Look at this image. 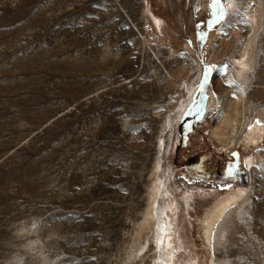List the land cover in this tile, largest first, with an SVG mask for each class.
<instances>
[{
  "label": "rangeland",
  "instance_id": "374dc122",
  "mask_svg": "<svg viewBox=\"0 0 264 264\" xmlns=\"http://www.w3.org/2000/svg\"><path fill=\"white\" fill-rule=\"evenodd\" d=\"M237 1L209 28L211 0H0V264H163L159 180L185 264H264V135L213 136L246 45L264 128V0Z\"/></svg>",
  "mask_w": 264,
  "mask_h": 264
},
{
  "label": "bare ground",
  "instance_id": "6f19581e",
  "mask_svg": "<svg viewBox=\"0 0 264 264\" xmlns=\"http://www.w3.org/2000/svg\"><path fill=\"white\" fill-rule=\"evenodd\" d=\"M226 2L228 3L229 10H231V11L234 8V6L236 4H238L237 0H226ZM253 27L254 28L252 30L253 31L256 30V33H257V28H255L256 26L253 25ZM253 33H251V34H253ZM256 33H254V34H256ZM249 39H250L249 42L254 40L250 37H249ZM248 46L246 45L245 47L247 48ZM253 46H254V42H253ZM245 47H243V48H245ZM246 48L244 50L242 48L240 50L238 49L237 52L245 51V50H246V52L240 53V59L235 58L236 63L238 65L237 67L241 68V70L238 71L237 73L232 72L233 78L237 79L236 81L240 85V90L238 91L237 98L234 99L233 102L227 104V108H225L224 115H223L221 121H219V124L217 125V127H215L213 129V136H215L217 138V140H219L223 146L228 147V148L234 147V145L238 141V136L241 134L243 129L249 130L248 134L250 135V137L253 141H257L259 138H261L264 135L263 126H261L258 123H255L256 121L251 120V116H247V114H246V110H249V109H246V108H249V105H248L249 102H248L247 96H246V89H247V87H249L250 82L249 81H242L240 79L244 75H246L248 65L251 64V63H249V60L246 59L247 57L250 56L249 49L248 48L246 49ZM249 79H251V78H249ZM213 102H214V95L212 94L211 99H210V104H212ZM255 111H257V108ZM252 112H253V116H254L255 112L254 111H252ZM256 114H258V113H256ZM262 117H264L263 114H262ZM253 119H255V117ZM165 185H166V183L164 182V180H162V181L159 180L153 186L152 197L154 198V201L158 200L157 201L158 205H157L156 209L153 206L151 207V210L149 211V213L147 214V216L145 218L146 223L142 227L140 226V229L142 230L145 225L147 226V223L150 225L152 223V218L158 219L159 225L157 228L158 230L157 229L156 230L158 233V240H159L160 247H161L160 250H161V252L163 254V258H164V260L162 259L164 261V263L163 262L162 263L163 264H185V260H184V256H183L184 253L182 254L181 250L178 249L179 248L178 245H176V241L178 239L177 235H176L177 231H175V232L173 231L174 225L177 224V222L172 221V219L168 215V213H169L168 211H170V209H171L170 207L173 203H167L168 204L167 206H165L166 203H163V205L165 207L161 204V202L159 203V197H162V199H163L164 196L171 195L169 193V190L166 189ZM232 188L233 187H230V189H232ZM246 190H247V188H245V189L238 188V191L236 193H234L231 196H228L226 198L221 199L215 205V207L212 209L209 217L206 220V226L208 227L209 230L214 225L216 226V224L220 220V218L223 219L224 216L226 215L225 213L226 212L228 213V211H230V209H232L236 203L242 204V203H238V201H239V198L242 197V195H244ZM158 195H159V197H158ZM171 197H172V195H171ZM173 202L175 203L174 200H173ZM239 202H241V201H239ZM228 217H229V214L227 215V218ZM212 231H213V228H212ZM209 234H210V232L208 233V235Z\"/></svg>",
  "mask_w": 264,
  "mask_h": 264
},
{
  "label": "snow or ice",
  "instance_id": "6c2138e0",
  "mask_svg": "<svg viewBox=\"0 0 264 264\" xmlns=\"http://www.w3.org/2000/svg\"><path fill=\"white\" fill-rule=\"evenodd\" d=\"M211 6H212V20L208 22L209 28L213 27L214 25L221 24L224 22L229 23L230 26V21L226 20V17L229 16V5L225 0V3H221V0H211ZM240 9L236 8L233 9L232 13L233 15L239 14ZM231 83V81L229 82ZM259 123V121H257ZM235 155V153L233 154ZM231 168H229V174L231 175ZM225 187H230V185H225Z\"/></svg>",
  "mask_w": 264,
  "mask_h": 264
}]
</instances>
